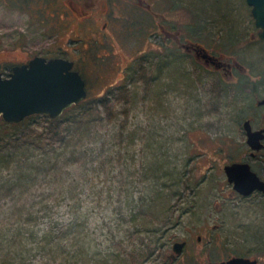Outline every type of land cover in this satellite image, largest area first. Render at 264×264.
Wrapping results in <instances>:
<instances>
[{"label": "rangeland", "instance_id": "rangeland-1", "mask_svg": "<svg viewBox=\"0 0 264 264\" xmlns=\"http://www.w3.org/2000/svg\"><path fill=\"white\" fill-rule=\"evenodd\" d=\"M66 1L0 0V72L7 76L14 65L36 55L78 60L88 97L108 104L103 107L102 138L92 135L105 143L108 162L64 166L72 177L66 178V172L63 177L61 170L57 184L42 179L35 191L18 198L37 210L45 204L52 210L27 222L29 233L17 243L19 256L0 248V260L150 264L168 239L202 222L206 209L214 216L209 224H221L231 246L255 242L264 262L263 202L257 204L259 220L255 213L246 218L237 201L222 208L209 205L218 190L212 195V186L202 184L204 175L216 179L215 171L232 152L222 137L236 127L229 117L243 107L245 97L235 98L236 88L215 72L199 69L198 80L182 60L166 65L165 71L157 63L144 69L146 51L150 56L157 51L158 21L181 27L180 33L193 29L196 38L246 68L264 67V42L254 37L257 28L247 1L144 0L157 11L152 12L138 4L143 0H88L93 6L87 0H69L87 12L76 16L62 6ZM106 1H111L115 29L106 31L108 37H94L88 24H100ZM87 15L92 19H85ZM171 174L172 182L167 179ZM2 202L0 224L14 200ZM243 222L251 223L249 233L240 231ZM237 246L236 251L242 250Z\"/></svg>", "mask_w": 264, "mask_h": 264}, {"label": "flooded vegetation", "instance_id": "flooded-vegetation-1", "mask_svg": "<svg viewBox=\"0 0 264 264\" xmlns=\"http://www.w3.org/2000/svg\"><path fill=\"white\" fill-rule=\"evenodd\" d=\"M72 1V0H71ZM137 2L136 0H133ZM89 5L91 4V1ZM67 4H62L63 7H66L70 10L71 16L85 14L86 11H83L81 3L66 1ZM111 1L105 4L104 10L101 12L99 17V23L97 25L88 24L89 30L93 33L94 37L99 36H110L107 35L106 31L115 29V20L112 16V10L110 6ZM139 5L145 8L147 7L150 11L157 12L156 9L150 7L148 4L144 3V0L138 2ZM250 7V6H249ZM252 11V7H251ZM159 15V14H158ZM253 16V15H252ZM85 19H92V16L87 15ZM88 20V21H89ZM257 28V26L255 25ZM181 27H170L169 24L162 26L158 21V26L155 27L156 40L155 44L157 47L156 53L152 56L146 51L145 53V64L155 66L156 63L159 67H162L163 71L166 70L168 64H175L179 60L185 61L186 64L191 65V71L189 74L196 76L199 80L198 74L199 69H202L205 72L217 73L226 84H229L236 88L233 92V96L245 97L242 98L241 102L243 107L237 111L236 115H231L229 119L236 124L227 135H223V141L229 142L231 146V154L228 159L224 160L215 171L214 176L216 179H211L208 176L205 177L202 181V184L207 186H212L213 191L212 195H215V189L218 190L216 197H213L212 201L209 200L210 204L220 205L222 208L224 204L233 203L237 201V205L241 209H245L246 218L253 213H258V203L263 202V211H264V190L259 188L252 191L250 194H244L236 189L235 183L230 181L229 176L226 173V167L228 164L232 163H247L250 165L251 170H253L256 175L259 176L260 180L264 181V67L258 68V70L253 71L252 68H246L241 63L236 60V57H229L226 53H218L213 48L207 46V43L204 42V38H196L193 35V29L188 28L186 33H180L182 30ZM260 29L257 28V32L254 37L259 40V42H264L263 39L259 38ZM205 37L206 34H203ZM83 39H77V42L82 41ZM76 42V43H77ZM79 49V50H78ZM77 50L81 52V48L77 47ZM84 50V49H83ZM37 56V55H36ZM42 56V55H39ZM45 56V55H44ZM42 56V57H44ZM35 57V56H34ZM46 58H55L62 57L65 59H71L74 61V70H79V61L76 59L69 58L68 56L56 55L55 56H45ZM33 59V58H32ZM23 61L21 64L29 63L30 60ZM191 63V64H190ZM12 70V69H11ZM1 73V72H0ZM3 74V73H1ZM4 75V74H3ZM11 72L7 75L10 76ZM5 76V75H4ZM210 79V78H209ZM207 88L210 87V81L204 82ZM212 87V86H211ZM252 108V110H251ZM245 109L247 110L246 113ZM243 112L242 114H240ZM251 113V114H250ZM246 124H248V129L251 132H258L259 141L256 140L255 145H261L259 148L253 147L249 143V130L247 129ZM225 151V149H223ZM217 165H213V168H216ZM224 173V176L220 174ZM209 180V181H208ZM225 183V184H224ZM220 184H223V189L220 188ZM230 202V203H228ZM204 218L202 222L195 225H192V229L188 227H183V231H186V234L177 233L172 238L168 239L164 251H159L157 254H154L150 264H221L223 262L231 261L232 258L241 257L247 258L250 261H253L255 264H264L263 257L260 255L257 243L244 242L241 247L237 245H230L229 234L220 228L221 224H215L214 226L210 225L208 221L214 218L211 211L204 210ZM249 214V215H248ZM264 215V214H263ZM262 215V216H263ZM260 214H256L254 219L259 220ZM251 225L243 222L239 225L240 231L244 233H249L250 231L248 226ZM220 228V230H218ZM252 228V227H251ZM176 246L178 249H176ZM240 247L236 251L235 247Z\"/></svg>", "mask_w": 264, "mask_h": 264}, {"label": "trees", "instance_id": "trees-1", "mask_svg": "<svg viewBox=\"0 0 264 264\" xmlns=\"http://www.w3.org/2000/svg\"><path fill=\"white\" fill-rule=\"evenodd\" d=\"M147 67L144 64L145 72L149 70ZM99 100L87 96L58 118L47 113H35L19 123L0 119V171L6 170L0 172V209H4L3 200H14L5 209L6 217L0 224L3 236L0 248L8 247L11 253L19 256L17 243L29 233L24 228L27 222L39 217L38 212H51L49 204L37 210L35 204L27 206L17 202L18 198L35 191L38 181L44 179L48 184H57L63 172V177L65 172L66 178L73 176L71 170H65L64 166L108 162L105 143L96 141L102 138L99 131L105 120L103 107H108L107 103ZM94 134L98 135L96 140L92 139ZM171 176L167 178L170 182L174 179ZM182 185L181 182L176 184L177 193H181ZM3 257L0 264L15 262L3 260Z\"/></svg>", "mask_w": 264, "mask_h": 264}, {"label": "water", "instance_id": "water-1", "mask_svg": "<svg viewBox=\"0 0 264 264\" xmlns=\"http://www.w3.org/2000/svg\"><path fill=\"white\" fill-rule=\"evenodd\" d=\"M246 1L252 7L255 25L260 29L259 38L264 40V0ZM73 67L71 59H48L37 55L29 63L14 65L8 77L0 73V119L19 123L35 113H47L58 118L70 107L79 104L88 96L87 81ZM248 130L249 143L253 142V147L259 148L261 145H255L256 140L259 141L258 132ZM225 170L240 192L250 194L257 188L264 190V181L251 170L249 164L232 163ZM221 264L255 263L247 258L235 257Z\"/></svg>", "mask_w": 264, "mask_h": 264}]
</instances>
